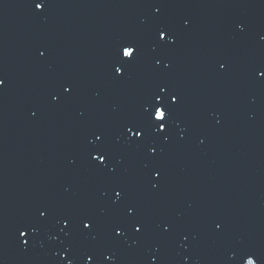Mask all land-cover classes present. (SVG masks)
I'll list each match as a JSON object with an SVG mask.
<instances>
[{
  "label": "water",
  "instance_id": "95a60500",
  "mask_svg": "<svg viewBox=\"0 0 264 264\" xmlns=\"http://www.w3.org/2000/svg\"><path fill=\"white\" fill-rule=\"evenodd\" d=\"M35 2L0 0V264H264V0ZM161 85L169 138L137 144Z\"/></svg>",
  "mask_w": 264,
  "mask_h": 264
},
{
  "label": "snow or ice",
  "instance_id": "6c2138e0",
  "mask_svg": "<svg viewBox=\"0 0 264 264\" xmlns=\"http://www.w3.org/2000/svg\"><path fill=\"white\" fill-rule=\"evenodd\" d=\"M47 7V0H37V2L34 3V8L38 10L39 12H43L44 9ZM187 23V22H186ZM168 40H172V36L169 34L168 29L162 28L158 31L157 37L160 41H165V38ZM139 54V48L135 44H124L120 46V49L117 52V56L119 59L116 61V64L114 66V75L117 78H123L127 73L126 69L128 66L133 64L138 59ZM41 55H44V53H41ZM124 58H127L126 60ZM162 63L161 60L157 59L156 64ZM221 68H224L225 65L223 63L220 64ZM259 75L261 77H264V71H260ZM5 81L3 79H0V86H3ZM65 92L71 91V86L66 85L64 87ZM167 95L169 97V103L167 105L158 104L154 106L153 112H147L143 116L142 120L139 123H134L132 125H126V132L131 133V137H129L130 140H133L137 144H142L145 140V137L148 133L149 128L155 129L156 134L162 135L165 140L169 138L168 132V124L169 121L172 119V109L173 105L177 104L179 102L178 96L175 93L169 92L167 87L165 85L159 86L156 93L153 95V99L155 101H162L163 96ZM103 134L99 133L96 134V140L101 141ZM149 152L153 155L157 152V149L155 147L149 146ZM91 160L97 164L100 168H110L111 166V155L108 150H106L102 145L98 148V150H95L92 154H90ZM114 171V169H111ZM154 175L156 177H159L161 175L160 170H154ZM122 191L116 190V198L117 200L122 196ZM46 211L47 210H41L38 212L39 217L41 220L46 219ZM129 213L133 212L134 210L129 207L127 209ZM62 223L68 227L70 226V220L67 217L61 218ZM82 226L84 229H90L94 227L92 222L88 219H85L82 222ZM217 228H220V224H216ZM143 226L137 222L136 225H134V231L139 233L142 231ZM63 230V229H62ZM123 230L121 227L117 226L114 229V234L116 236H120L122 234ZM26 230H20L19 236L25 237L26 236ZM28 241L24 240L25 246L27 245ZM61 255H64V253H61ZM93 257L89 256L88 260H92ZM156 258L153 257V262H155ZM68 264H73L71 260L68 261ZM246 264H257V260L253 258L252 254H249L246 259Z\"/></svg>",
  "mask_w": 264,
  "mask_h": 264
}]
</instances>
